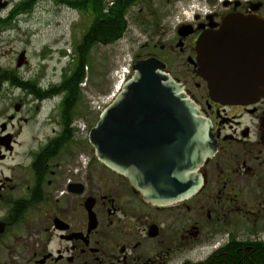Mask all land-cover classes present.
I'll use <instances>...</instances> for the list:
<instances>
[{"label": "flooded vegetation", "instance_id": "obj_1", "mask_svg": "<svg viewBox=\"0 0 264 264\" xmlns=\"http://www.w3.org/2000/svg\"><path fill=\"white\" fill-rule=\"evenodd\" d=\"M36 2L0 0V33ZM228 17L264 20V0H207L175 18L159 47L176 52L180 64L166 71L209 122L215 146L198 172L201 190L169 206L144 202L96 160L87 135L98 114L82 133L62 105L42 118L47 88L0 72V264H264V97L222 102L196 73L199 37ZM5 93L19 98L6 104Z\"/></svg>", "mask_w": 264, "mask_h": 264}, {"label": "water", "instance_id": "obj_2", "mask_svg": "<svg viewBox=\"0 0 264 264\" xmlns=\"http://www.w3.org/2000/svg\"><path fill=\"white\" fill-rule=\"evenodd\" d=\"M198 76L210 95L230 104L264 97V20L228 17L197 41ZM21 54L16 67L25 63ZM131 75L100 113L87 140L96 160L121 175L155 206L196 195L198 173L215 153L210 124L183 86L155 57L136 61Z\"/></svg>", "mask_w": 264, "mask_h": 264}, {"label": "rangeland", "instance_id": "obj_3", "mask_svg": "<svg viewBox=\"0 0 264 264\" xmlns=\"http://www.w3.org/2000/svg\"><path fill=\"white\" fill-rule=\"evenodd\" d=\"M103 1L109 5L111 0ZM60 2L37 0L29 13L18 15L16 24L10 23L8 29L0 33V72H9L12 78L17 77L14 73L18 74L23 88H29V85L31 88L36 85L37 89L47 88V92L41 93L50 98L44 101L40 116L45 118L50 109L62 105L59 111L66 109L82 133L85 128L93 126V118L97 115L94 110L105 102L116 85V71L131 67L148 54H154L174 71L176 64H180L176 52L161 51L159 47L164 42L166 45L172 37L180 10L190 14L191 5L203 6L207 0H139L125 14L126 29L124 27L120 37L107 44L96 43L88 49L82 41L92 18L70 8L66 2ZM21 54L25 63L16 67ZM79 60H84L88 66L83 70L84 79L78 85V91L73 89L66 98L55 95L53 92L70 77ZM18 79L13 81L18 82ZM4 87L7 92L8 85ZM75 92L79 94L77 100ZM5 94L6 104L19 98L11 93Z\"/></svg>", "mask_w": 264, "mask_h": 264}, {"label": "trees", "instance_id": "obj_4", "mask_svg": "<svg viewBox=\"0 0 264 264\" xmlns=\"http://www.w3.org/2000/svg\"><path fill=\"white\" fill-rule=\"evenodd\" d=\"M114 1V6L109 7L103 0H81L79 2L72 0L66 3L70 8L81 11L83 14H87L92 18L86 34L84 35L82 45L86 48H90L96 43L107 44L112 40L120 37L125 27V14L127 9L139 0H111ZM107 4L108 6H106ZM88 64L84 60H79L74 67L70 77L62 83L53 93L58 91L66 92L68 97L72 94L73 89L78 91V85L84 79V69H87ZM12 83H17L12 81ZM76 100L78 99V92Z\"/></svg>", "mask_w": 264, "mask_h": 264}, {"label": "built area", "instance_id": "obj_5", "mask_svg": "<svg viewBox=\"0 0 264 264\" xmlns=\"http://www.w3.org/2000/svg\"><path fill=\"white\" fill-rule=\"evenodd\" d=\"M123 81H124V76H121L120 79H119L118 85L115 87V90L109 96L106 97L107 101H110L114 97V95L118 91V89H119V87H120V85L122 84Z\"/></svg>", "mask_w": 264, "mask_h": 264}]
</instances>
